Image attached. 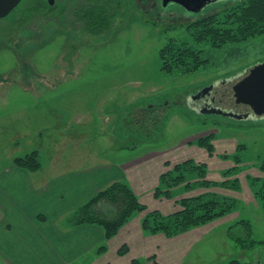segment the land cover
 Returning <instances> with one entry per match:
<instances>
[{
    "label": "rangeland",
    "instance_id": "obj_1",
    "mask_svg": "<svg viewBox=\"0 0 264 264\" xmlns=\"http://www.w3.org/2000/svg\"><path fill=\"white\" fill-rule=\"evenodd\" d=\"M33 1L22 0L0 19V171L34 150L49 169L57 150L78 160L82 152L89 159L120 160L136 148L138 153L172 151L187 139L213 134L220 154L208 177L218 184L177 186L173 196L212 193L236 204L195 245L188 264H228L231 259L264 264V243L242 248L228 235L233 226L234 233L246 236L245 227L236 223L248 219L253 238L264 240V116L236 119L203 113L185 102L216 81L263 62L264 33L215 47L196 40L184 22H154L137 0H114L123 12L114 16L109 31L94 35L77 12L85 0H45L51 5L46 15L28 12ZM222 10L213 14L215 27L237 29L223 19ZM171 41L202 50L208 63L192 73L162 69L160 50ZM235 156L241 163L228 177L239 179V190L219 184L224 171L235 166ZM102 201L105 215L114 218L118 203ZM90 258L75 263L87 264ZM0 264L10 263L0 255Z\"/></svg>",
    "mask_w": 264,
    "mask_h": 264
},
{
    "label": "crops",
    "instance_id": "obj_2",
    "mask_svg": "<svg viewBox=\"0 0 264 264\" xmlns=\"http://www.w3.org/2000/svg\"><path fill=\"white\" fill-rule=\"evenodd\" d=\"M196 139H187L172 151L150 148L138 153L136 148L120 160L89 159L84 152L78 160L76 155L68 157L67 152L57 150L49 169L41 166L38 171L31 172L15 164L2 169L0 255L10 264H76L86 256L91 257L87 264H131L134 258L146 260L151 256H156L160 264H188L195 245L222 224L225 216L167 236L163 232L145 231L142 226L145 212H138L109 240L100 225L69 227L65 219L115 181L127 183L147 206V211L174 212L178 209L176 200L188 194L156 197L155 189L160 185L161 175L178 162L196 159L208 164L209 176L219 159L216 140V152L211 156L205 148L194 144ZM83 142L87 143V139ZM101 202L97 203V209L103 211ZM40 215L47 220L38 221ZM103 244L107 249L99 252ZM123 245L129 250L120 254Z\"/></svg>",
    "mask_w": 264,
    "mask_h": 264
},
{
    "label": "trees",
    "instance_id": "obj_3",
    "mask_svg": "<svg viewBox=\"0 0 264 264\" xmlns=\"http://www.w3.org/2000/svg\"><path fill=\"white\" fill-rule=\"evenodd\" d=\"M50 9L51 5L45 0H35L29 4L28 12L30 14L41 13L46 15L50 12ZM122 10L121 2L114 0H85L81 3L79 11L77 8L85 29L94 35L109 31L112 27L114 16L122 13ZM222 11V14H224L223 19L229 23L231 21L234 22L238 25V28L233 30L226 27L221 28L217 25L215 27L213 23L215 16H207L206 18H201L198 22L187 24L196 40L211 41L213 46L220 47L230 41L248 39L256 34L264 33V0H237L223 7ZM160 57L162 59V69L166 71L179 70L183 73H192L208 63V59L203 56L202 50L188 46L186 42L182 45H178L175 41L169 42L165 47L161 48ZM152 107L155 108V106ZM162 126H164V121ZM195 143L205 148L209 155H214L213 134L200 136L195 140ZM235 162V166L224 171L226 178L219 184L227 189L239 190L241 188L239 179H230L228 177L238 169L237 165L241 163V158L235 156ZM13 163L31 172L38 171L42 166L38 150H34L24 156L15 157ZM167 165H170V163L167 162ZM262 168L264 169V158ZM208 174V164L205 162H198L194 159L178 162L161 175L160 185L155 189V196L158 198H172L173 189L180 185H185L188 189L195 186L210 188L218 184L210 179ZM191 176L196 178L192 179L193 177ZM261 193L264 194V186ZM102 200L118 203V212L114 218L107 217L103 211L97 209V203ZM176 203L178 204V209L170 214H163L159 210L147 211V206L140 201L137 194L127 183L115 181L68 215L65 222L69 227L80 224L100 225L104 228L106 239L109 240L118 233L135 213L145 212L142 219V226L145 231L151 233L163 232L167 236H173L226 216L234 209L236 204L232 198L212 193L183 197L176 200ZM46 220L47 218L44 215L38 217L40 222ZM236 225L245 227L246 236H239L234 233L233 226L228 228V235L242 248H254L259 243H264V240L253 238L252 223L248 219H241L237 221ZM106 249L107 245L103 244L99 247V252H104ZM128 250V246L123 245L119 249V253L125 254ZM131 264L160 263L156 256H151L146 260L134 258ZM228 264L252 263L231 259Z\"/></svg>",
    "mask_w": 264,
    "mask_h": 264
},
{
    "label": "water",
    "instance_id": "obj_4",
    "mask_svg": "<svg viewBox=\"0 0 264 264\" xmlns=\"http://www.w3.org/2000/svg\"><path fill=\"white\" fill-rule=\"evenodd\" d=\"M22 0H0V19L9 15ZM186 4V0H164ZM190 1V0H188ZM202 7L207 3L222 0H197ZM205 1V2H204ZM201 94H209V107H195L203 113H219L236 119H246L254 115L264 116V61L247 67L238 74L225 80H218L189 95V104ZM209 102H213L212 105Z\"/></svg>",
    "mask_w": 264,
    "mask_h": 264
},
{
    "label": "flooded vegetation",
    "instance_id": "obj_5",
    "mask_svg": "<svg viewBox=\"0 0 264 264\" xmlns=\"http://www.w3.org/2000/svg\"><path fill=\"white\" fill-rule=\"evenodd\" d=\"M237 0H222L215 3H207L204 6H200L197 0H186V4H181L175 1H169L167 3L164 0H137L138 7L144 14L152 15L154 22L157 20L185 23L190 24L198 22L201 18H206L216 13L219 7H225ZM205 2V1H204ZM210 99L209 94H201L197 99L193 100L191 104L187 99L185 102L191 106V108H201L208 105ZM212 105L213 102H209Z\"/></svg>",
    "mask_w": 264,
    "mask_h": 264
}]
</instances>
